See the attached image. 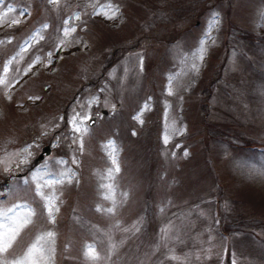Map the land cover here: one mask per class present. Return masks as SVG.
Wrapping results in <instances>:
<instances>
[{"label":"rangeland","instance_id":"obj_1","mask_svg":"<svg viewBox=\"0 0 264 264\" xmlns=\"http://www.w3.org/2000/svg\"><path fill=\"white\" fill-rule=\"evenodd\" d=\"M93 3L119 14L95 15ZM5 5L16 11L0 24V40H11L0 45V75L24 40L49 25L13 61L11 88L0 85V182L10 178L0 209L28 204L37 212L14 253L51 230L54 264H85L92 244L98 264H264V175L250 170L264 167V0H0V16ZM65 27L76 31L57 50ZM36 56L41 62L25 73ZM74 116L88 129L82 152L72 144L81 136ZM40 138L51 144L49 156L11 179L28 163L8 154L32 145V162ZM108 141L118 149L113 180L105 178L114 167ZM60 158L68 164H51ZM45 164L75 173L55 186V224L35 195L52 178L36 174ZM102 183L115 185L114 214L96 210L112 206Z\"/></svg>","mask_w":264,"mask_h":264},{"label":"snow or ice","instance_id":"obj_2","mask_svg":"<svg viewBox=\"0 0 264 264\" xmlns=\"http://www.w3.org/2000/svg\"><path fill=\"white\" fill-rule=\"evenodd\" d=\"M47 2L51 5H59L61 0H47ZM95 11V15H104L107 19H115L117 15L119 14V8L117 6H114L111 3H107L104 5H101L98 9L95 3L90 5ZM7 12H5L2 16H0V24H3L4 16H7L8 13L16 11L15 8L11 6H7ZM23 11H21V14H23ZM30 15V13H28ZM218 13L214 16L213 22H216V18L218 17ZM262 16H264V13H261ZM74 19L79 20L80 16L79 14H76ZM21 21L19 19H13L11 21V24H19ZM49 27V25L44 24L41 26V28L37 29L35 33L31 36H29L27 39L24 40L23 44L20 46V52L17 53L16 56H13L11 59L7 61V63L4 65L2 70V75H0V85H3L6 89L11 88V84H9L8 80V72L10 70V66L12 65L13 61L17 59V56H20L21 53L27 52L28 48L32 45L34 41L37 40V37L39 39H44L43 35L41 34L44 30H46ZM75 27L67 28L65 27L63 29V36L61 38H58V47L57 50H59L60 46H63L65 43H67V40L64 39L66 37L70 36V33L75 32ZM210 38V34H206ZM5 43H11V40L8 41L0 40V45ZM202 44L206 43V41H202ZM199 59L202 61L204 56V49L201 48L200 50ZM53 55V52H48L47 56L49 57L48 63H51V57ZM41 62V57L36 56L33 63L28 65V68L25 69V73L28 71H31L33 65L35 63ZM142 63V62H141ZM192 69L194 71H199L196 64L192 65ZM173 78L169 77V86H168V94L172 95V87H171V80ZM7 98L11 100V95H8ZM29 99H39V97H29ZM147 104L144 106L145 110L147 109ZM142 113H139L134 119H137L140 123H143V120L141 119ZM72 125V130L76 133H81V136L77 139H73L72 144L78 145V151H83V135L87 134L88 129L87 128H81L77 125L76 117L74 116L72 120L70 121ZM58 126V125H57ZM47 135V132L44 133ZM135 134V133H133ZM169 137L165 135L164 141L165 143L168 142ZM32 145H27L23 149H21L18 152L8 154L9 156H18L21 157L20 163L27 164L29 162L30 157L32 156ZM105 149L111 159L112 165L114 167L109 168L106 173V179L113 180V173H119L120 167L118 164V159L116 156V153L118 149L115 146L114 141H108V143L105 145ZM187 155V153H185ZM7 159V157L5 158ZM4 162L3 160H0V163ZM72 163L78 164V160L74 156L72 159ZM237 166H241L239 161H236ZM51 164L54 165H67L68 161L64 160L63 158H60L58 160L51 161ZM46 171L47 175L49 177H52L51 179H48L45 181L44 184L37 183L35 188V195L40 198L41 201H43V208L46 212V218L47 221L51 224H55L56 222V214L59 212V206L57 201L59 200V197L55 193V186L56 185H64L65 183H72L75 173L71 171V169L68 170H60V171H53L49 164L43 165L41 168L36 169V174H39L41 170ZM7 170V168H6ZM251 171L259 172V174L264 175V167H261L260 169H256L255 166H251ZM28 182L25 181V184ZM49 188L52 190L51 194H46L44 189ZM100 188L105 190L102 193V198L104 200H110L112 203L111 207H108L106 209H102L101 207H97V211H106L108 214H114L116 211V198H115V185L113 183H102L100 184ZM27 191V190H25ZM0 195H3V193H0ZM126 195V194H125ZM17 209H23V213H18ZM37 212L34 208H32L28 204H17L14 207L7 208V209H0V264H54V256H55V237L56 233L54 231L48 230L39 232L38 235L35 237L33 242L23 251L22 254L16 255L14 253V245L17 244L18 238L21 236V233L24 229L28 228L30 225L35 226L34 217H36ZM125 231H128V229H125ZM136 231H139V229H136ZM115 245H113V248ZM85 264H98V261L101 260V254L96 250V246L94 244L92 245H86L85 251L83 253ZM172 260H178L179 258L175 255L171 257ZM232 264H236V261L233 260Z\"/></svg>","mask_w":264,"mask_h":264},{"label":"water","instance_id":"obj_3","mask_svg":"<svg viewBox=\"0 0 264 264\" xmlns=\"http://www.w3.org/2000/svg\"><path fill=\"white\" fill-rule=\"evenodd\" d=\"M93 120H94V117H92L91 119H90V123H92L93 122ZM49 145H46L45 147H44V150L46 151V152H49ZM42 154H40V156H41Z\"/></svg>","mask_w":264,"mask_h":264},{"label":"flooded vegetation","instance_id":"obj_4","mask_svg":"<svg viewBox=\"0 0 264 264\" xmlns=\"http://www.w3.org/2000/svg\"><path fill=\"white\" fill-rule=\"evenodd\" d=\"M101 111H103V108H101ZM39 143L43 146L45 144V141L39 139Z\"/></svg>","mask_w":264,"mask_h":264},{"label":"trees","instance_id":"obj_5","mask_svg":"<svg viewBox=\"0 0 264 264\" xmlns=\"http://www.w3.org/2000/svg\"><path fill=\"white\" fill-rule=\"evenodd\" d=\"M248 35L250 36V33Z\"/></svg>","mask_w":264,"mask_h":264}]
</instances>
